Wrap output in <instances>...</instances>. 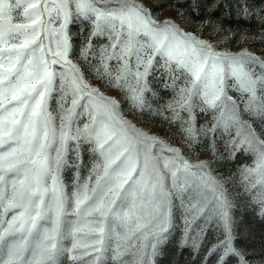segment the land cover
<instances>
[{
  "label": "snow or ice",
  "instance_id": "snow-or-ice-1",
  "mask_svg": "<svg viewBox=\"0 0 264 264\" xmlns=\"http://www.w3.org/2000/svg\"><path fill=\"white\" fill-rule=\"evenodd\" d=\"M222 6L264 39V7L190 4ZM164 7L0 0V264H158L177 214L194 262L264 264L234 227L241 206L264 220V53L219 47L237 33ZM146 115L179 144L138 126Z\"/></svg>",
  "mask_w": 264,
  "mask_h": 264
},
{
  "label": "rangeland",
  "instance_id": "rangeland-1",
  "mask_svg": "<svg viewBox=\"0 0 264 264\" xmlns=\"http://www.w3.org/2000/svg\"><path fill=\"white\" fill-rule=\"evenodd\" d=\"M146 2L150 6H155L157 0H146ZM159 2L164 5L162 11L159 12V17L164 18L166 16L177 17V9L175 7L169 8L167 5H179L182 6L185 12L186 17H190L191 20L195 21V23L189 26V30L199 27V21L205 16L212 15L213 19L220 22L225 29L231 28L233 31L237 33L236 40L230 41L227 44H221L219 47H228L232 51H239L240 49L247 47L250 51L256 54L264 53V39L260 38L262 26L258 19L255 16L247 20H242L236 17L235 13L231 16L227 15L225 7H221L214 14L209 13L207 7L201 8L200 17H196L192 14L191 11V0H159ZM229 0H221V4L224 5L228 3ZM249 3L254 7H264V0H249ZM79 31V26H75L72 28V32L75 34ZM246 32L249 36H254V40H247L243 43H239L240 33ZM87 31L85 32V36L87 35ZM221 35H224L222 33ZM209 33H205V37L208 38ZM77 48L76 54L79 55V47L78 41L79 37L76 38ZM75 59V57H74ZM82 63V61H78ZM93 83H99L94 78L92 79ZM153 87L159 90L158 82L153 81ZM115 94V93H111ZM170 93H161L163 96H167ZM53 107H55V101H53ZM83 122V121H81ZM199 122H203V117L199 118ZM144 127L146 129H150L151 132L156 133L165 138H171L174 144H179V136L176 134V128H169L167 123L161 121L159 117L149 118L147 115L145 116L144 121L138 125ZM199 153L198 158L205 159L210 158V154L207 152H200L199 146L197 149ZM193 158H197L196 153H190ZM242 162V161H241ZM233 171L236 168V165H229ZM227 174V169H225ZM74 175L73 169H66L64 172V180L65 183L71 187L72 179ZM235 230L237 234V242L239 246H246L250 251H255L259 253L261 249H264V220H261L250 210L239 207L235 213ZM182 236V221L179 219V214H177L176 227L173 229L171 236L169 237L168 242L164 247L163 254L158 257V264H200L199 260L194 262L193 260V250L191 247H187L181 249L179 247V242ZM212 239V237H210ZM64 264H69V262L65 259Z\"/></svg>",
  "mask_w": 264,
  "mask_h": 264
}]
</instances>
